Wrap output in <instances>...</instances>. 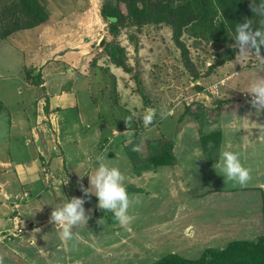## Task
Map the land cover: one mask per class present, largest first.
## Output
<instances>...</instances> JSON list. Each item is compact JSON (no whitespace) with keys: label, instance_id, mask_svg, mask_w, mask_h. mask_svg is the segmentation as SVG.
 Masks as SVG:
<instances>
[{"label":"crops","instance_id":"crops-1","mask_svg":"<svg viewBox=\"0 0 264 264\" xmlns=\"http://www.w3.org/2000/svg\"><path fill=\"white\" fill-rule=\"evenodd\" d=\"M27 30L17 32V36L24 40ZM13 35L7 37H10V46H15L18 38ZM14 53L18 51L13 50ZM83 56L84 53L73 56L77 67ZM21 62L16 70L21 87L0 85V264H137L145 259L149 250L158 251L157 245L172 235L179 241L180 237L187 238L189 245L198 241L197 238L203 241L201 245L209 239L218 243L220 238L223 240L226 229H229L228 234H233L230 228L234 227L240 234L246 227L254 239L264 235V128L258 129L257 125L264 126V110L256 115L249 105L248 85H244L246 88L238 84L225 85L215 110L211 109L215 101H202V111L198 114L200 123L195 120L197 126L187 119L189 123L184 122V116L175 111L176 115L152 120L142 133L135 129L139 139L143 138L141 134L149 133L152 140L170 141L173 158L170 164L135 174L125 153V147L133 139L131 130L123 125L127 120L125 114L108 117L93 111L92 105L97 104L88 98L89 85L81 81L64 85L61 71L49 72L53 67L37 65L33 82L37 75L40 80L38 84L27 85L21 75L30 66L24 59ZM230 66L227 62L217 70L224 73ZM262 66L264 63L257 67ZM112 70L118 72L117 68ZM234 72L232 78L241 73ZM79 78L81 80V76ZM54 79L57 85L50 84ZM108 87L114 90L113 85ZM244 92L246 97L240 98ZM35 101L37 104L32 109ZM243 118L250 123L246 125L248 130L233 134L232 129L225 127L233 119L243 121ZM166 119L169 121L163 124ZM168 123L172 124L169 134ZM228 140L230 149L240 153L242 164L249 169L250 180L245 186L225 182L213 168ZM145 144L146 141L142 142L139 150L140 153L146 148L147 154L143 156L149 153ZM197 147L203 155L192 162L191 153ZM101 155L104 163L118 167L123 173L130 203L138 200L136 207L128 209L132 219L149 215L148 206L152 201L173 203V212L164 220L134 230L131 221L121 226L111 212L99 209L97 198L90 195L83 205L88 217L86 224L72 229L71 240H62L56 225L49 220L53 206L66 198H84L80 186H89L84 175L92 174L97 165L96 157ZM196 176L207 185L205 192L191 190ZM23 193L28 194L27 198L15 209L13 197ZM161 194L164 197L159 199ZM4 195L9 198L5 199ZM198 200L203 209L207 206L209 211L217 210L223 218L229 209L227 218L233 219L193 227L185 218L199 208L198 203L194 204ZM242 205L248 208L244 213L238 211ZM161 211L157 208L153 212L157 216ZM202 226L212 230L204 236L198 231ZM151 242L153 247H150Z\"/></svg>","mask_w":264,"mask_h":264},{"label":"rangeland","instance_id":"rangeland-1","mask_svg":"<svg viewBox=\"0 0 264 264\" xmlns=\"http://www.w3.org/2000/svg\"><path fill=\"white\" fill-rule=\"evenodd\" d=\"M17 1L0 0V32L12 28V23L10 25L3 14L7 16L11 14L14 9L10 6L17 4ZM37 1L47 13V20L43 24L26 29L27 37L25 36L24 40L17 36V32L25 29H13L11 34L14 33L13 37H18L15 46L8 44L10 42V37L7 38L9 35L6 37L7 40L1 39L0 52L5 54H0V85H19L21 87L22 84L16 70L17 64L22 63L23 59L27 66H30L28 71L25 70L26 72L24 71V74L21 75L23 83H28L27 85L34 83L32 75L37 74L33 72L34 69H37V65H44L42 68L53 67L54 69H49V72L52 70L56 73L61 71V75H64L65 79L64 82H61L62 84L72 85L74 81H81L82 84L85 82L84 85H89L88 98L90 101L94 99L98 105H92L93 111L96 110L99 114L108 117L110 114L114 116H117L118 113L125 114L124 117L127 120L123 125L131 130L130 135L131 137L133 135V139L138 138L139 150L144 141H146L145 146L148 151L151 144L159 142V140H152V134L149 133L141 134L140 136H143L141 139L138 135L136 136L135 129L143 132L147 127L141 120L147 110H154L153 120L161 118L164 113H167L166 116L176 115L175 111H179L184 116L185 108L189 107L191 112L199 111L203 106L202 101L206 102L205 100L208 99L211 103L215 101L214 107L211 108L215 110L218 99L223 97L222 89L225 85L238 84L246 88L244 85H248L253 79L264 78V66L257 67L264 63V59H262L264 53H262V58L256 59L253 57L256 55L249 51L247 56L242 58L238 53L239 50L233 46L235 42H213L202 36L192 37L187 31H184L180 35L179 41L187 50L186 60L181 54L180 46L174 40L171 27L165 23L135 26L132 22L126 21L123 26L118 28L117 35L112 36L108 32L107 21L100 15L102 0ZM120 9L123 14H126L123 4H120ZM3 39L5 40L3 41ZM109 42L123 49L122 60L125 68L111 63L103 46ZM228 49L233 51L234 57L225 62H230L231 66L222 73L217 70L219 66L214 68L213 66L222 58L230 55L227 52ZM13 50H17L18 53L13 55ZM80 53H84L83 57L85 58L77 67V64H74L73 56ZM58 66H60L59 69L56 68ZM114 67L118 69V72L112 70L115 69ZM253 67L256 68L251 69ZM6 69L9 72H5ZM235 70L241 73L232 78ZM230 78L232 80L228 82ZM57 83L54 79L50 84L57 85ZM108 85H113L114 90L111 91ZM244 96L246 97V92L241 94L240 98H245ZM36 104L37 101L32 109ZM198 117L186 114L184 122L189 123L185 120L187 119L190 120V124L193 123L197 126L195 120L198 121ZM167 121L169 120H164L163 124ZM197 123L199 124L200 121ZM117 124L121 126L120 123ZM167 127V134H169L172 124L168 123ZM161 129L166 130L165 127H161ZM141 140L143 141L141 142ZM144 153L147 154L146 148L140 153L138 151L141 157L146 156H143ZM193 181L196 183L191 188L193 192L207 189V185L199 176H196ZM162 197L164 196L161 194L159 199ZM159 201L149 203L148 211L151 213L145 218H142L141 215V217L131 219L130 224L134 230L140 228L141 225L164 220L172 214L173 203L165 200L166 204H161ZM197 203L199 208L193 209L191 214L185 218V222L190 223L193 227L199 226L198 224L211 225V221L217 223L218 220L223 222L233 219L227 218L229 209L224 212L226 216L223 218L219 216L217 210L209 211L206 209L207 206L203 209L201 201L198 200L194 204L197 205ZM137 204L138 200L131 202L128 209H133ZM157 208L162 211L156 216L153 211ZM247 210L248 208L244 205L238 207V211L242 213ZM231 225L233 227L234 224L231 223ZM200 229L198 231H202L204 236L212 230L207 226H202ZM230 229L233 234H228L229 229H226L224 241L220 238L221 240L217 243L218 240L209 239L202 245L203 241L198 238L199 243L193 241L189 245L187 238L180 237L181 241H179L174 239L177 237L176 235H172L169 239L163 240L161 245H157L158 251L153 250L152 253L149 250L145 259L138 261L137 264H154L161 256L170 252H176L178 256L187 259H197L207 248L220 250L233 240L254 239V235L246 227L242 228L241 234L235 227ZM149 244L150 247L154 246L153 242Z\"/></svg>","mask_w":264,"mask_h":264},{"label":"trees","instance_id":"trees-1","mask_svg":"<svg viewBox=\"0 0 264 264\" xmlns=\"http://www.w3.org/2000/svg\"><path fill=\"white\" fill-rule=\"evenodd\" d=\"M100 15L107 21L108 32L116 36L118 28L126 21L135 26L148 23H165L173 32L175 42L181 48V54L186 59L187 50L179 41L180 35L187 31L192 37H204L213 42H235L233 37L237 24L246 20L250 27L264 30V0H102ZM124 5L126 14L120 9ZM11 14H2L12 28L0 32V40L10 35L13 29H29L47 20V13L38 4L37 0H18ZM104 49L111 63L125 68L122 60L123 49L111 42L105 43ZM230 55L216 62L214 67L224 64L232 59L233 51L228 49ZM260 53H264V46ZM187 60V59H186ZM212 68V67H211ZM38 84L39 75L34 77ZM202 111L191 112L184 109L186 114L194 117ZM135 147L136 150H133ZM172 144L161 138L158 143L151 144L146 157L138 154L139 140L133 139L125 147V153L132 165L133 172L140 174L159 166L170 164L173 161ZM128 193V189H126ZM154 264H264V235L251 240H233L220 249H205L197 259H187L177 254H166L155 261Z\"/></svg>","mask_w":264,"mask_h":264},{"label":"clouds","instance_id":"clouds-1","mask_svg":"<svg viewBox=\"0 0 264 264\" xmlns=\"http://www.w3.org/2000/svg\"><path fill=\"white\" fill-rule=\"evenodd\" d=\"M233 40L235 41L233 46L239 50L238 53L242 58L246 57L249 51L261 57L260 50L264 46V30H253L246 20L242 24H237ZM247 92L250 95L249 105L255 110L256 115H259L264 110V78L257 77L250 81ZM166 115L167 113L162 114L161 118ZM153 116L154 110H147L142 116L143 124L145 126L149 125L153 120ZM247 124H250L247 118H243V121L233 119L225 127L232 129L234 134L241 129L248 130ZM257 125L260 126L258 129L264 128L260 124ZM249 134L251 135V132ZM230 144V140L225 141V146L219 152L213 168L219 171L225 182H233L234 184L245 186L250 180L249 169L242 164L240 153L230 149ZM133 150H136L135 147ZM202 155L201 149L197 147L192 150L190 158L194 162L201 159ZM103 160L104 157L102 155L97 156V165L92 174L84 175L87 176L89 184L86 188L83 185L80 186L84 198H66L60 203L54 204L49 220L56 225L62 240H71L73 238L72 229L81 224H86L88 217L85 215L83 205L85 198L90 195H94L97 198L98 208L111 212L115 221L121 226H127L130 223L132 219L128 214L130 198L123 183V173L118 167L109 166Z\"/></svg>","mask_w":264,"mask_h":264},{"label":"built area","instance_id":"built-area-1","mask_svg":"<svg viewBox=\"0 0 264 264\" xmlns=\"http://www.w3.org/2000/svg\"><path fill=\"white\" fill-rule=\"evenodd\" d=\"M244 97H245V96H244ZM249 99H250V97H249ZM27 195H28L27 193H23V195H17V196H14V197H13V202H12L13 207H15V209H17V208L19 207L20 203H21L25 198H27ZM4 198L8 199L9 197L6 196V195H4Z\"/></svg>","mask_w":264,"mask_h":264}]
</instances>
